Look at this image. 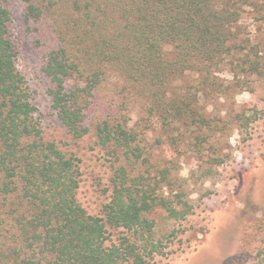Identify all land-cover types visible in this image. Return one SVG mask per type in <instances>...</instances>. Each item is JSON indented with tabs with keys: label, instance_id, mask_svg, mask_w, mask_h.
Returning <instances> with one entry per match:
<instances>
[{
	"label": "trees",
	"instance_id": "trees-1",
	"mask_svg": "<svg viewBox=\"0 0 264 264\" xmlns=\"http://www.w3.org/2000/svg\"><path fill=\"white\" fill-rule=\"evenodd\" d=\"M258 1L22 0L23 19L45 46L41 71L58 121L80 138L90 131L88 112L101 108L97 142L123 161L102 215H92L76 199V158L43 136L0 0V264H150L163 252L168 243L155 237L149 214L177 220L191 206L171 188L168 162L141 144L157 130L175 148L177 130L197 147L215 138L222 119L254 120L207 106L234 87L239 71L258 68L248 54L234 64L233 45L240 8ZM224 67L232 72L227 84ZM108 228L119 234L111 238Z\"/></svg>",
	"mask_w": 264,
	"mask_h": 264
},
{
	"label": "rangeland",
	"instance_id": "rangeland-1",
	"mask_svg": "<svg viewBox=\"0 0 264 264\" xmlns=\"http://www.w3.org/2000/svg\"><path fill=\"white\" fill-rule=\"evenodd\" d=\"M258 2L260 5L240 8L233 42L234 64L248 54L258 62V68L249 74L239 71L234 87L214 95L207 106L211 114L231 112L249 120L255 116L254 120L245 126L222 119L215 138L201 141L198 148L187 136L177 137V130L172 134L178 142L175 148L157 130L148 131L141 144L162 165L166 164L163 160L168 162L171 188L182 191V198L191 206L190 212L177 220L162 210L149 214L155 221V237L168 243L161 254L150 258V264H264V1ZM4 4L11 15L16 66L37 107L43 136L76 158V199L89 214L102 215L112 192L114 171L123 163L111 145L97 142L94 125L103 110L93 107L88 112L90 131L86 135L74 138L67 131L50 107L49 82L41 71L45 46L37 42L34 25L24 21L22 0H4ZM231 73L226 67L219 72L223 84L232 80ZM112 83L107 80L108 86ZM109 94L107 87L101 93L107 105ZM133 111L131 122L136 119V109ZM157 139L163 144L156 145L160 143ZM119 231L108 228L111 238Z\"/></svg>",
	"mask_w": 264,
	"mask_h": 264
}]
</instances>
